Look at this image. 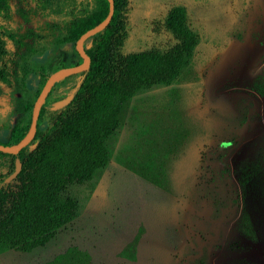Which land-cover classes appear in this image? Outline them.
Masks as SVG:
<instances>
[{"label": "rangeland", "instance_id": "1", "mask_svg": "<svg viewBox=\"0 0 264 264\" xmlns=\"http://www.w3.org/2000/svg\"><path fill=\"white\" fill-rule=\"evenodd\" d=\"M173 6L183 9L196 37L187 64L169 84L142 90L122 105L118 126L104 142L106 165L67 189L76 217L30 252L1 248L0 264H181L188 242L197 240L191 233L203 237L214 227V212L231 213L224 188L205 180L203 171L238 138L248 107L243 96L258 103L260 128L244 132L225 156L234 214L216 226L202 264H264V58L239 77L248 50L260 47L256 6L249 0H127L121 53L171 47L175 40L163 19ZM59 26L52 20L35 32L47 44L27 65L29 103L52 73L80 63L74 48L49 44ZM77 80L59 78L42 106L54 110ZM6 91L0 86V108ZM14 110L11 124L25 126L30 112L19 115V104ZM2 121L0 145H8ZM0 175L8 176L1 166Z\"/></svg>", "mask_w": 264, "mask_h": 264}, {"label": "trees", "instance_id": "2", "mask_svg": "<svg viewBox=\"0 0 264 264\" xmlns=\"http://www.w3.org/2000/svg\"><path fill=\"white\" fill-rule=\"evenodd\" d=\"M112 2L108 25L83 42L88 68L64 77H78L67 99L55 104L54 110L40 107L34 136L26 147L16 155L0 153V166L8 176L14 171L15 161L20 165L10 182H4L8 176L0 175V249L30 252L47 243L58 229L76 217L77 203L67 194V189L90 181L106 165L104 142L118 126L122 105L142 90L169 84L191 56L196 37L187 27L180 6L171 7L163 19V28L175 40L171 47L162 52L122 54L127 0ZM85 3L0 0V20L5 24L10 21L11 25L13 18L25 20L30 33L33 27L38 28L37 23L57 19L59 33L50 43L74 48L78 37L107 14L106 0ZM16 91L22 96L16 99L20 114L29 113L32 103L27 101L28 91L22 83ZM29 123L30 117L25 126L7 125L8 145L16 144L25 135ZM225 155L223 151L217 161L206 164L214 167L205 168L203 176L208 182H218L227 194L225 202L233 206L235 198L226 190L223 177V173H228L227 167L215 171V163ZM221 215H225L224 210L214 212L213 217ZM188 264H202V257L192 258Z\"/></svg>", "mask_w": 264, "mask_h": 264}, {"label": "flooded vegetation", "instance_id": "3", "mask_svg": "<svg viewBox=\"0 0 264 264\" xmlns=\"http://www.w3.org/2000/svg\"><path fill=\"white\" fill-rule=\"evenodd\" d=\"M251 4H253V3L251 2ZM256 9L257 10H256L255 14H256V17L258 20L257 28H258L259 32H258L257 36H255V38H256V42L258 43V45H260L259 48H261L264 46L262 43V37H263V32H264V23L261 21V17L259 15L257 6H256ZM55 20H57V19H55ZM7 23L11 25L10 21H8ZM8 24H5L4 22H2V20H0V86L4 85V87H6V89H7V91H6L7 100L5 99L6 101L4 102V107L0 108V120L1 119L4 120V121H2L1 124H6V127H7V125H13L14 124V123L11 124V120L8 119V116L10 114L11 115L13 114L12 112L15 111L14 108H16L17 104H19V102L16 99L22 98V96L19 93H17V91H16L17 85L19 86L22 83L23 86L25 87L26 78H27V74H28V71H27L28 63L35 62L36 59L41 57L43 49H44L43 46H45L47 44V43L43 42V38H40L38 34H35V32L40 29V27H41V25H43V23H40V24L37 23L36 24L37 26H35V27H38V28L33 27L32 31L30 33L27 31L25 20L13 18V25L9 26ZM56 36L52 37L51 41L54 40V38ZM51 41H49V44L52 47L57 46L56 44L55 45L51 44L50 43ZM259 48H257V49H259ZM263 58H264V56L261 59H263ZM80 62H81V59H80ZM235 75H236L235 78H237L238 74H235ZM10 87H13V89H11ZM232 97H236V95H232L231 98ZM240 98H244L243 99L244 100L243 106L248 105V107L244 108L245 113H244L242 126L245 125V127H244L242 133L248 131V133L251 134L255 130H259V128H260L259 123H258L259 119H260L258 103L252 102L246 96H243ZM6 102L8 103L7 105H6ZM32 106H33V104H32ZM19 109H20V104H19ZM18 114L21 115L20 112H18ZM30 116H31V111H30ZM242 126H241V128H242ZM249 127L251 129H249ZM237 137L238 138H234L231 141V144L227 146L226 155H227V152H230V153L232 152L234 147L237 146L236 143H238L240 141V139L243 137V136L240 137V131H239V136H237ZM236 139H239V140L236 141ZM245 140H242V141H245ZM225 161H226L225 158H223V157L220 158V160L218 161V170L222 169V167H227L225 165ZM223 177H224L226 185H227L226 190L231 192L234 189V185L231 182V180L229 179V172L227 174L223 173ZM235 203H236V200H235ZM234 205L230 209L231 213H230V215L228 214V217H226L227 216V214H226V216L221 215L219 217H216V218L213 217L212 218L214 227L211 230L209 229L204 234L203 237L200 236V237L196 238V235L191 233V235H193L194 239H197V240H195L196 246H195V244L188 242V245H189L188 255L186 256L185 260L183 262H181V264H188V263H190V260H192V258L194 259V258H198V257L199 258L202 257V263H203V253H204L203 247L209 241L210 242L216 241V234H215L214 230H215L217 225L219 226L223 222L226 223L228 221V219H230L233 216ZM223 210L225 211L226 209H223ZM197 244H200V245H198V247H197ZM212 248L214 249L215 247L213 246ZM217 250H218V247H216L215 252ZM186 260H189L188 263H186Z\"/></svg>", "mask_w": 264, "mask_h": 264}, {"label": "water", "instance_id": "4", "mask_svg": "<svg viewBox=\"0 0 264 264\" xmlns=\"http://www.w3.org/2000/svg\"><path fill=\"white\" fill-rule=\"evenodd\" d=\"M106 1L108 4V7H107V14L104 17V19L101 22H99L96 26H94L93 28L81 34L75 42L74 50L79 56V58L81 59V62L71 67L59 69L55 71L54 73H52L46 79L44 85L42 86L40 92L38 93L33 103V106L31 109L30 123H29L28 129L25 135L16 144L8 145V146L0 145V153L8 154V155H16L21 149L26 147L34 136L35 128H36V120L38 117L40 107L43 101L45 100L52 85L61 77H65L67 75H75V74L85 71L88 68L89 58L84 53L83 42L88 37L93 36L96 33L103 30L110 22L112 13H113V2L112 0H106ZM250 1L253 3L254 6H257L259 15L261 17V21L264 23V0H250ZM262 43L264 45V32H263V37H262ZM263 56H264V46L255 51L248 50V55L245 58L244 66L240 69L239 77H243V75L247 74L248 70L254 67ZM244 127L245 125H243L240 130V137L243 136L242 132H243ZM19 169H20V165L18 161H15L14 171L4 180V182L7 183L13 180L16 177L17 173L19 172Z\"/></svg>", "mask_w": 264, "mask_h": 264}]
</instances>
